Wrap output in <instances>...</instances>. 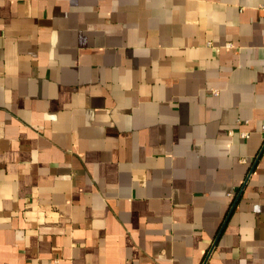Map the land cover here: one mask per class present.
I'll return each mask as SVG.
<instances>
[{
  "label": "crops",
  "instance_id": "1",
  "mask_svg": "<svg viewBox=\"0 0 264 264\" xmlns=\"http://www.w3.org/2000/svg\"><path fill=\"white\" fill-rule=\"evenodd\" d=\"M263 126L264 0H0V264H264Z\"/></svg>",
  "mask_w": 264,
  "mask_h": 264
},
{
  "label": "built area",
  "instance_id": "2",
  "mask_svg": "<svg viewBox=\"0 0 264 264\" xmlns=\"http://www.w3.org/2000/svg\"><path fill=\"white\" fill-rule=\"evenodd\" d=\"M226 46L228 47L229 44H226ZM262 133H263V137H264V126H263V128H262ZM240 136H241L242 138H247V137H248V133H247V132H241V133H240Z\"/></svg>",
  "mask_w": 264,
  "mask_h": 264
}]
</instances>
